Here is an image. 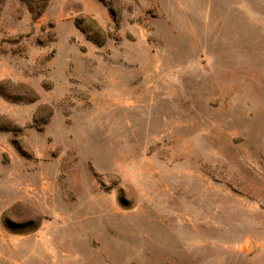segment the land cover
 Wrapping results in <instances>:
<instances>
[{
    "label": "rangeland",
    "instance_id": "374dc122",
    "mask_svg": "<svg viewBox=\"0 0 264 264\" xmlns=\"http://www.w3.org/2000/svg\"><path fill=\"white\" fill-rule=\"evenodd\" d=\"M0 264H264V0H0Z\"/></svg>",
    "mask_w": 264,
    "mask_h": 264
}]
</instances>
